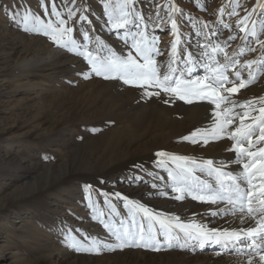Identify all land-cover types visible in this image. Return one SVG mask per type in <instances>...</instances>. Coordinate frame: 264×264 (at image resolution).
Returning <instances> with one entry per match:
<instances>
[{
  "label": "rangeland",
  "instance_id": "374dc122",
  "mask_svg": "<svg viewBox=\"0 0 264 264\" xmlns=\"http://www.w3.org/2000/svg\"><path fill=\"white\" fill-rule=\"evenodd\" d=\"M103 3L104 0H0V264H194L195 259L185 263V254L189 258L188 254H250L240 245L227 250L217 244L201 248L196 241H188L181 248L183 238L172 241L169 247L161 235L157 237L160 251L130 247L102 249L99 254L78 253L67 245L68 235L85 244L91 240L111 244L115 241L104 223L119 228L123 221L131 226L124 200L115 197L117 192L169 219L179 217L184 223H197L201 217L214 218L213 213L200 216L186 210L187 204L206 203L187 195L182 201L174 198L168 170L157 167V152L197 162L212 160L214 165H226L225 170L233 174L241 170L230 150L233 141L224 138L204 145L202 141L194 144L183 139L213 124L214 105L206 101L186 104L164 93L147 98L142 88L96 76L83 57L55 46L43 35L23 31L20 23L25 13L55 22L53 5L67 20L68 9L75 8L77 15L67 26L75 29L73 36L78 43L88 44V50L100 58L110 53L126 57L131 50L130 36L139 29L129 25L126 30H114ZM112 3L115 5L116 0ZM171 4L181 10L173 14L180 33L178 67L184 69L186 55L192 53L196 61L192 78L205 75V58L200 55V45L206 43L205 33L213 44L228 40L230 34L236 36L228 41L227 52L240 65L264 54V46L256 45L252 37L246 45L240 39L245 34L237 28L238 21L255 9L249 28L255 22L259 31V25L264 23V0H136L135 7L145 18L149 39L159 40L157 47L163 55L155 58L163 66L162 73L174 40L169 21ZM221 7L223 16L219 13ZM84 8L88 20L80 21ZM233 9L238 16L229 14ZM13 13L15 20L10 18ZM225 24L229 27L225 28ZM85 32L92 39L84 41ZM95 37L100 38L103 47L95 43ZM259 38L264 40V34ZM249 46L256 51H248ZM85 75L89 78L85 79ZM242 76L247 79V70H242ZM230 78L234 79L231 74ZM260 97H264V74L232 95L238 103ZM164 100L170 102L166 104ZM194 106L200 108L201 115H193ZM226 141L229 148L213 149ZM197 175L212 182L206 173ZM89 197L93 207L89 206ZM101 212L103 216L98 215ZM135 220L147 228L149 222L142 214H137ZM213 224L217 221L205 226Z\"/></svg>",
  "mask_w": 264,
  "mask_h": 264
},
{
  "label": "snow or ice",
  "instance_id": "6c2138e0",
  "mask_svg": "<svg viewBox=\"0 0 264 264\" xmlns=\"http://www.w3.org/2000/svg\"><path fill=\"white\" fill-rule=\"evenodd\" d=\"M135 2L136 0H116L113 5L112 0H104L103 3L108 23L114 30H126L129 25L139 29L130 36L131 50L126 57L110 53L100 58L88 50V44L78 43L73 36L75 29L67 26L77 15L75 8L68 9L67 20L61 18L62 14L53 5L52 15L56 17L55 22L51 20L45 22L40 16L25 13L20 23L23 31L43 35L55 46L83 57L96 76L106 80L119 79L125 85L142 88L143 95L147 98L160 97L161 93H164L186 104L206 101L214 105L213 124L207 129H198L183 139L194 144L202 141L204 145L224 138L233 141L230 150L235 153V163L241 170L233 174L225 170L226 165H214L212 160L197 162L186 156L163 151L155 154L159 158L157 167L168 170V179L171 181L172 192L176 193L174 197L176 200L182 201L187 195L201 203L223 204L231 214H241V223L253 220L255 224L238 230L209 229L197 223H184L179 217L169 219L155 215L148 208L124 198L117 192L115 197L124 200V207L128 210L132 221L131 226L125 225L123 221L120 222L119 228H113L110 224L104 223L105 229L114 238L115 242L111 244L96 240L85 244L75 236L68 235L66 236L67 245L78 253L99 254L102 249L115 251L130 247L160 251L161 243L157 237L161 235L169 247L172 246V241L179 242L181 238L184 240V243L179 244L181 248L188 241H196L201 248L207 244H217L225 248L243 245L245 249L250 250L247 264H253L255 256L259 257V264H264V97L239 103L232 99L233 94L256 82L259 75L264 74V54L258 59L240 65V62L233 60L227 52L230 46L228 41L235 40L236 36L230 34L228 40L213 44L211 38L205 33L206 43L200 45L203 49L200 55L205 58L202 65L205 75L192 78L196 70V61L192 53L186 55L185 68L181 70L178 67L180 33L173 14L181 10L175 4H171L168 6L170 7L169 21L174 40L171 44L166 71L162 73L163 66L158 65L155 58L163 55L157 47L159 40L149 39L145 31V18L136 9ZM261 7L264 8V5ZM86 11L87 8L80 11V21L88 20V17L83 14ZM254 12L255 9L238 21L237 28L245 34L240 39L247 45L249 37H252L256 45L264 46V40L259 38L260 34H264V23L259 25V31L255 22H252L249 28V21ZM219 13L221 16L224 15L223 7L219 9ZM45 14H47L46 9ZM229 14L239 15L235 9ZM10 18L15 20V13ZM204 27L208 25L205 24ZM224 27L228 28L229 25L225 24ZM82 38L84 41L92 39L88 32L83 33ZM94 39L99 47H103L99 37ZM125 43L127 44V39ZM248 51L255 52L256 48L249 46ZM243 54L244 49L241 48L240 55ZM220 56L223 60L219 59ZM238 65L240 70H237ZM242 70H247V79L243 78ZM230 74L234 79L230 78ZM87 78L89 76L85 75V79ZM229 84L231 87H226ZM149 88L159 91H149ZM169 102L170 100H164L166 104ZM237 108L241 111L237 112ZM197 172L206 173L212 182L201 179ZM153 187L156 186L153 185ZM89 201V206L93 207L91 197ZM110 207L115 212V207L111 205ZM137 214H142L143 218L149 222L146 229L143 224H136ZM98 215L103 216V213ZM101 223H103L102 220Z\"/></svg>",
  "mask_w": 264,
  "mask_h": 264
},
{
  "label": "bare ground",
  "instance_id": "6f19581e",
  "mask_svg": "<svg viewBox=\"0 0 264 264\" xmlns=\"http://www.w3.org/2000/svg\"><path fill=\"white\" fill-rule=\"evenodd\" d=\"M219 22V19H217ZM30 64H27V66ZM192 108V113L193 115H198V114H202L201 110L199 107H191ZM210 110V108H209ZM208 110V113L210 114L211 111ZM205 111V110H204ZM212 118L214 119L213 114L211 115ZM210 122V121H209ZM211 125V124H210ZM124 139V138H123ZM125 141V140H124ZM230 144V143H229ZM230 146L228 145V142H223L220 143L216 146H214V150L215 151H220V150H225L226 148H229ZM203 204V203H202ZM230 207V206H228ZM186 210L188 211H192V212H197L200 213L198 215H202V213H207V215L215 213V215L212 214V216L214 218L212 219H207L206 217H201L197 222V224H204L208 225L210 223V221H217V224H213L211 226H209V229H220V230H238L240 228H248L251 226H254L255 221L253 220H246L245 223H241V214L240 213H236L235 215L231 214V212L226 210V206L223 204H217V205H211V204H206V205H196V204H187L186 205ZM193 216V215H192ZM211 216V217H212ZM197 220V219H196ZM241 248L245 249L243 247V245H240ZM239 246H229L227 247L225 250L227 249H237ZM240 248V249H241ZM224 249V247H223ZM245 251H250L248 249H245ZM226 252V251H225ZM241 253V251L239 252ZM186 257L188 258V260H186L187 262L185 263H192V259H195L194 264H247L248 259L250 254L247 255V253H241L240 256H234L232 253V256H220L217 257L216 254H210V257H200L199 255H192V254H188L190 256V258L187 256V254H185ZM195 256V257H194ZM194 257V258H192ZM174 262V261H173ZM176 264H182L180 261L178 262H174ZM173 263V264H174ZM253 264H259V257L255 256L253 258Z\"/></svg>",
  "mask_w": 264,
  "mask_h": 264
}]
</instances>
